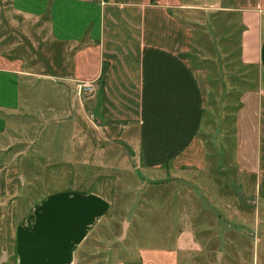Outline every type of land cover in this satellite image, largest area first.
<instances>
[{
	"label": "crops",
	"instance_id": "0c3cea01",
	"mask_svg": "<svg viewBox=\"0 0 264 264\" xmlns=\"http://www.w3.org/2000/svg\"><path fill=\"white\" fill-rule=\"evenodd\" d=\"M193 1L103 0L100 4L97 0H8V8L0 9L5 31L0 35V139L10 142L8 132L15 131L16 119L27 112L28 104L21 107L20 92L26 77L62 81L64 88H54L47 95L65 105V110H55L62 120L70 118L71 108L76 107L81 132L78 146L86 144V128L91 126L102 140L105 127L99 120L107 121L112 130L124 132L117 138L130 146L139 171L155 176L161 191L176 187L173 198L158 200L160 213L163 209L168 212L172 205L175 209H198L192 214L185 212L179 223L195 224L199 236L192 227H180L173 237L159 232L158 238L153 235L150 239L162 243L137 249L140 264H168L167 259L178 264L184 257L204 258L209 251L205 242L209 241L224 248L229 234L222 232L221 226L230 223L220 211L229 209L230 203L218 193L223 192L227 178L250 177L255 191L264 190V0H232L230 6L218 5V9L237 15L238 63L256 73L252 89L235 93L223 82L214 83L219 85L218 92L211 91L207 71L191 64L193 30L185 16L193 15L194 9L206 11L199 3H190ZM204 1L205 6L218 2ZM3 10L15 20L11 33L7 32ZM23 23L32 29L41 24L44 27L36 29L46 33L37 46L32 44V36H24L30 30L21 27ZM12 33L17 36L14 47L24 41L36 54L44 46L45 71L29 72L23 68L21 57L9 53L13 48L8 47L14 44L9 43ZM83 83L92 84L94 91L80 92ZM90 110L98 116L94 123L89 120L93 115H88ZM48 111L55 114L54 108ZM208 123L211 129L206 133L203 130ZM48 124L59 126V122ZM67 124L73 127L74 122H66L64 127ZM203 134L217 139L224 149L228 143L232 157L226 165L215 163L212 153L216 144L209 140L213 150L208 152ZM66 136L71 141V135ZM69 154L62 157L65 162L71 160ZM194 176L200 179L187 184L186 177ZM180 185L182 191L191 187L194 197V193L207 192V204L201 205L197 198L192 204L188 198L179 205ZM38 199L14 227L12 264L132 261L124 260L114 247L111 202L98 191L57 189ZM125 225L117 240L124 238ZM167 241L172 243L167 245ZM1 252L5 257V251ZM205 262L208 264V259Z\"/></svg>",
	"mask_w": 264,
	"mask_h": 264
},
{
	"label": "rangeland",
	"instance_id": "374dc122",
	"mask_svg": "<svg viewBox=\"0 0 264 264\" xmlns=\"http://www.w3.org/2000/svg\"><path fill=\"white\" fill-rule=\"evenodd\" d=\"M190 3H199V7L206 8V11L194 9L193 15L185 16L193 30L191 64L207 71L211 80L210 90L213 92H218L216 89L219 85H214L216 82L225 83L234 93L252 89L255 86V70L241 67L237 59L239 35L237 15L227 9H218V5L230 6L232 0H218L213 6L210 4L205 6L204 0H195ZM4 7L8 8V0H0V9ZM3 11L8 22L7 32L11 33L13 32L11 24L14 25L15 20L8 18L6 10ZM22 26L30 30L24 36L29 39L32 36L34 41H31L35 46L38 45L37 42L41 43L45 38L46 33L36 32V29L44 28L42 24L33 29L30 28L29 23H23ZM4 33V28L0 24V35ZM9 37L11 44L17 36L12 33ZM14 46L15 43L8 47L13 49L10 52L7 50L6 53L21 57L25 70L29 72L35 70L37 73L45 71L47 67L42 66V59H47L46 54L43 53L44 46L41 49L38 48L36 54L27 49L24 41ZM2 50L3 48L0 49ZM26 78L28 79L21 83L20 92L21 107L24 109L28 104L27 112L16 119L15 134L8 132L10 142L0 139V148H2L0 149V169L2 170L0 172V252L5 251L1 264H12L10 256L12 233L27 207L36 203V200L46 192L57 189L95 190L109 199L111 202L110 229L115 239L114 247H118L119 254L124 260L132 259L127 264H140L137 249L162 243L156 239H150L153 235L157 238L159 234L173 237L180 227H192L196 236H199L200 229L195 224L182 226L179 223L185 212L189 211L192 214L198 209L187 210L181 206L175 209L172 205L171 210L165 213L163 209L160 213L158 200L173 198L176 187L172 186L169 190L163 187L161 191L162 188L155 176L145 174L146 172L136 168L138 162L134 155L129 153L130 146L123 143L122 138H117V135L122 137L124 132L112 130L111 125L105 123L107 121L100 119L99 121L104 122L105 127L102 129V140L97 138L99 134L97 135V130L91 126L86 128V144L78 146L77 137L81 136V132L77 127L76 107L71 108L70 118L62 120L58 118V112L55 110L63 111L65 105L54 102V98L47 95L48 93L50 95V91L54 88H64L62 85L64 82L47 77ZM228 98L232 97L228 96ZM49 107L54 108L55 114L48 111ZM88 115H92L89 117L90 121L96 122L98 116L95 110H90ZM65 121L74 122L73 127L70 124L64 127ZM54 122H59V126L48 124ZM210 127L211 124L208 123L206 130L203 131L207 133ZM129 131L133 135V131ZM94 132H97V137ZM67 134L71 135L72 142L66 136ZM207 135L210 136L205 134L202 137L206 141L208 152L213 150L212 143L208 144L209 140H212L216 144L212 153V156L217 159L215 163L226 165L232 157L228 143L225 144L224 149L223 144L221 146L217 144V139L215 142ZM68 152L71 160L65 162L62 157L68 156ZM186 178L187 184L200 179L196 176ZM181 186L178 193L179 205L183 200L189 199L192 200V204H196V198L201 205L207 204V197H205L207 192L194 193V197L191 195V187L188 191L185 188L182 191ZM223 186V192L218 194L224 195V201L230 203L229 209L220 211L221 216L225 213V220L230 223L228 227L221 226V231L229 234L224 248L222 245L218 248L212 241L205 242V245L209 246V251L204 258L184 257L178 260V264H206L207 259L208 264H264V190L255 191L252 178L236 175L227 178ZM199 187L201 189L202 185ZM123 223H126L123 227L125 236L117 240ZM221 231L220 234H222ZM171 243L172 241H167V245ZM217 253L219 255H216ZM167 262L174 264V261L170 259H167Z\"/></svg>",
	"mask_w": 264,
	"mask_h": 264
},
{
	"label": "built area",
	"instance_id": "2783aa9c",
	"mask_svg": "<svg viewBox=\"0 0 264 264\" xmlns=\"http://www.w3.org/2000/svg\"><path fill=\"white\" fill-rule=\"evenodd\" d=\"M100 4H103V0H97ZM79 91L83 93H92L94 88L90 83H83L79 86Z\"/></svg>",
	"mask_w": 264,
	"mask_h": 264
},
{
	"label": "water",
	"instance_id": "95a60500",
	"mask_svg": "<svg viewBox=\"0 0 264 264\" xmlns=\"http://www.w3.org/2000/svg\"><path fill=\"white\" fill-rule=\"evenodd\" d=\"M4 260V252H1V255H0V262H2Z\"/></svg>",
	"mask_w": 264,
	"mask_h": 264
}]
</instances>
